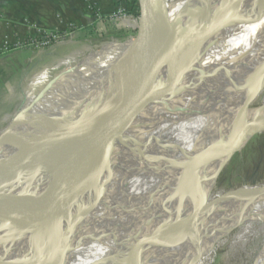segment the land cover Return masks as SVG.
Here are the masks:
<instances>
[{
	"label": "bare ground",
	"instance_id": "obj_1",
	"mask_svg": "<svg viewBox=\"0 0 264 264\" xmlns=\"http://www.w3.org/2000/svg\"><path fill=\"white\" fill-rule=\"evenodd\" d=\"M162 1H152L153 41L171 25L174 43L190 0ZM218 13L226 19L224 8ZM235 22L244 25L214 54L213 70L172 98L133 146L113 158L101 192L59 202L29 234L0 233V264H200L222 239L264 214V187L232 191L208 207L229 159L264 128V105L250 109L264 89V0H238ZM130 49V43L101 45L36 110L98 115ZM176 69L175 62L166 74ZM88 151L72 147L59 156L79 168ZM49 179L33 154L7 155L0 168L3 209L13 218Z\"/></svg>",
	"mask_w": 264,
	"mask_h": 264
},
{
	"label": "water",
	"instance_id": "obj_2",
	"mask_svg": "<svg viewBox=\"0 0 264 264\" xmlns=\"http://www.w3.org/2000/svg\"><path fill=\"white\" fill-rule=\"evenodd\" d=\"M152 1H136L135 35L124 43L131 47L124 59L128 64L118 72L103 111L98 115L57 111L21 119L22 107L0 131V168L7 155L33 154L50 174L13 218L3 209L0 192V233L29 234L47 222L59 202H80L88 193L101 192L113 158L133 146L141 130L172 98L213 70L214 54L244 25L235 22L238 0H190L187 24L175 42H169L171 25L153 41ZM221 8L226 10V22L219 17ZM175 62L177 69L166 74ZM262 131L255 130L250 138ZM81 146L89 151L79 168L59 156L63 149ZM3 253L1 249L0 256Z\"/></svg>",
	"mask_w": 264,
	"mask_h": 264
},
{
	"label": "rangeland",
	"instance_id": "obj_3",
	"mask_svg": "<svg viewBox=\"0 0 264 264\" xmlns=\"http://www.w3.org/2000/svg\"><path fill=\"white\" fill-rule=\"evenodd\" d=\"M168 1L173 3L179 0ZM115 23L120 24V22ZM134 35L133 29L129 28L126 32L123 27L119 26L111 39H107L108 41L91 40L88 43H82L55 63L45 65V68L44 65H41L31 72L19 73L17 71L15 74L13 73V76H16L15 79L1 78L0 131L13 120L15 113L22 107L19 115L21 119L34 115L36 117L45 115V111L36 109L43 106L41 101L53 90V87L48 85L65 69L77 62L78 55L82 56L87 52L97 50L104 43L124 44ZM247 71L248 61L245 58L241 64V72L245 76ZM39 77H44L43 79L47 80L46 86H40L42 83L40 84ZM263 105L264 89L255 102L250 105V109H258ZM261 187H264V131L255 134L241 151L235 152L229 159L217 179L216 189L208 207L211 208L221 201L228 192ZM220 242L214 253L203 259L200 264H264V214L245 222Z\"/></svg>",
	"mask_w": 264,
	"mask_h": 264
},
{
	"label": "crops",
	"instance_id": "obj_4",
	"mask_svg": "<svg viewBox=\"0 0 264 264\" xmlns=\"http://www.w3.org/2000/svg\"><path fill=\"white\" fill-rule=\"evenodd\" d=\"M116 8L117 0H0V79H15L13 75L17 71L31 72L41 65L45 68V65L55 63L82 43L91 40L108 41L119 26L126 32L129 28L133 29V23L117 24L111 20L110 15ZM70 25L74 26V30H69ZM37 30L67 37L59 46L40 52L28 49L9 53L2 51L6 37L12 41L23 40L35 36ZM92 52L78 55L79 60L48 86L55 88L76 73ZM43 78L39 77L42 83L40 86L47 85V80Z\"/></svg>",
	"mask_w": 264,
	"mask_h": 264
},
{
	"label": "built area",
	"instance_id": "obj_5",
	"mask_svg": "<svg viewBox=\"0 0 264 264\" xmlns=\"http://www.w3.org/2000/svg\"><path fill=\"white\" fill-rule=\"evenodd\" d=\"M125 1L126 0H117V8L110 15L112 21L118 23L133 22L134 17L129 12L128 5ZM69 30H74V26L70 25ZM66 37L67 35H62L59 33L46 34L40 30H37L35 36L23 40L21 39L12 41L10 38L6 37L3 42L2 51L9 53L16 50L28 49L31 51L40 52L59 46L65 41Z\"/></svg>",
	"mask_w": 264,
	"mask_h": 264
},
{
	"label": "trees",
	"instance_id": "obj_6",
	"mask_svg": "<svg viewBox=\"0 0 264 264\" xmlns=\"http://www.w3.org/2000/svg\"><path fill=\"white\" fill-rule=\"evenodd\" d=\"M125 2L128 5L129 12L134 16L136 0H126Z\"/></svg>",
	"mask_w": 264,
	"mask_h": 264
}]
</instances>
